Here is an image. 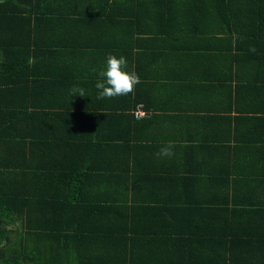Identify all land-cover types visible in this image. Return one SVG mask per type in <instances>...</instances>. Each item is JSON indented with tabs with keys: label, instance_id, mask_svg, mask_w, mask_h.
Returning a JSON list of instances; mask_svg holds the SVG:
<instances>
[{
	"label": "crops",
	"instance_id": "1",
	"mask_svg": "<svg viewBox=\"0 0 264 264\" xmlns=\"http://www.w3.org/2000/svg\"><path fill=\"white\" fill-rule=\"evenodd\" d=\"M104 1H100V6L104 5ZM99 9V6H94V10L85 13L92 14ZM79 12L73 18L70 15L73 31L83 35L88 43L100 45L103 51L98 49L99 53L85 55L86 48L82 47L81 52L66 55L57 45V52L46 55L43 51L50 49L39 50L42 53L40 62L36 59L31 62V66L38 71L52 70L50 90L68 94L64 95L62 106L79 105L72 110L75 116L72 115L71 131L61 135L75 142L74 146L69 148L56 142L63 148L60 149L62 153L56 154L58 158L49 155L43 159V165H54L59 172L63 171L59 168L61 163L69 169L59 188L63 191L62 200L67 202L71 198L79 203L82 199L84 204L92 201V207L106 210L93 223V228L107 225L105 231L118 232L121 225L125 226L128 246L133 247L134 252L136 248L144 247L149 254L158 253L170 262L175 259L179 247H189L188 243L195 241L194 246H199L201 251L193 257L192 264L197 257L200 260L198 264H246L245 259L248 255L254 257V251L247 246L241 248L239 244L242 242H237L244 240L246 230L243 236L242 229L233 232V218L239 221L240 226L242 224L241 214L233 211L239 210L242 193L240 190L234 193L232 189L235 186L227 194L221 191L222 182L226 177L230 178L228 165L206 164L203 170L198 166L206 161V156L209 158L203 152L207 151V141H204L206 135L210 136V145L216 138L215 132L226 127L228 131H234L237 144L227 152L224 150L225 154L222 155L230 157L229 162L232 165L235 163L238 172H243L245 166V161L238 159H256L257 163L253 162L264 178V54L261 52L264 50V26L259 16L249 13L240 16L242 28L239 31L242 36L238 47L235 40L234 47L230 49V38H235L232 27L224 28L226 31L221 33L216 26H203L195 36L187 37L182 45L177 35L173 44L167 47V56H157L154 50L166 47L169 38L177 30L166 32V35L154 31L153 35L159 45L152 46L150 31L140 33L132 27L131 35L127 36L118 20L112 17L91 21L92 27L88 28V23L81 21ZM45 24L40 28L37 39L42 44H46L50 37L59 43L61 35H66L63 23L53 24L51 28L44 27ZM254 35L261 40L253 38ZM71 39L74 40V37ZM251 47L260 48V51L252 55L249 51ZM125 49L128 52L124 56L128 62L126 70L135 71L141 81L148 80L137 86L138 91L146 93L145 98L156 93L155 109L151 108L147 113L144 107L146 116L140 119H136L133 114L136 108L126 113L110 107H95L93 101L96 79L99 71L105 69L108 55H117L119 58L120 52ZM236 58L239 59L238 66L241 69L253 71V76L248 77L250 81L244 80L239 86L230 83L231 68L238 67L236 64L230 65ZM88 66L93 68L85 71ZM188 69L190 73L195 70L204 71L212 77V81L178 79L188 77ZM3 75L6 76L2 73L0 79H3ZM240 77L245 79L243 75ZM74 86L84 88L85 97L70 95L69 90ZM229 107H232L231 113L226 111ZM238 109L242 111L237 112ZM129 114L134 116L132 120ZM208 127H212L210 132L207 131ZM55 136L58 137L57 134ZM95 136H107L116 141L108 147L105 143H97ZM169 141L175 143V154L171 157H157L156 153ZM89 167L95 169L90 171ZM205 168L218 175L216 183L210 185L216 180L215 176L209 180L201 176ZM194 171L198 173L193 174ZM233 172L235 174V169ZM121 179L126 182H120ZM112 181L113 190H107ZM56 182L61 183V177L56 176ZM255 184L259 186L254 187L250 193L263 199L264 180ZM74 191L78 193L79 199L69 197L68 192ZM213 193L221 197L219 202L215 197L212 204L208 203V209L203 211L207 213L203 216L206 218L205 226L200 221L194 226L185 216L191 205L189 201H209ZM65 215L64 218L72 217L67 211L62 216ZM207 228L215 234H209ZM258 228H264V223ZM113 236H110V242Z\"/></svg>",
	"mask_w": 264,
	"mask_h": 264
},
{
	"label": "trees",
	"instance_id": "2",
	"mask_svg": "<svg viewBox=\"0 0 264 264\" xmlns=\"http://www.w3.org/2000/svg\"><path fill=\"white\" fill-rule=\"evenodd\" d=\"M100 1L0 0V75L2 73L6 75L0 79V264H192L193 257L201 251L199 246H194L195 241L189 242V247L177 248L175 259L170 262L165 261L164 256L158 253L149 254L144 247L136 248L134 252V248L128 246L125 226L121 225L118 232L105 231L107 225L93 228V223H96L97 218L106 210L92 207L90 203L92 201L84 204L81 199L77 203L79 198L75 191L68 193L69 197L73 196L77 201L71 198L67 199V202L62 200L63 191L59 188L62 178L68 174L69 169L61 163L62 166L59 168L63 171L59 172L54 165H43V159H47L49 155L58 158L56 154L63 151L60 150L63 148L58 144L59 142L69 148L74 146L75 142L61 135L71 131V120L74 115L72 110L79 105L62 106L61 101L64 100V95L68 94L50 90L49 85L53 80L52 70L38 71L31 66V62L33 59L40 62L42 53H39V50L50 49L43 51L46 55L57 52V45L66 55L77 54L81 52L82 47L86 48L85 55L99 53V50H102L100 45L88 43L83 35L73 31L71 16L73 18L79 11L81 21H86L88 28L92 27L91 21H103L102 18L112 17L118 20L123 33L127 36L131 35L132 27L140 33L150 31L152 46L159 45L158 39L153 35L154 31L166 35V32L177 30L178 32L171 33V39L169 38L166 47L161 46V49L154 50L157 56H167L169 53L167 47L173 44L177 35L180 39L179 44L182 45L187 37L195 36L198 29H202L203 26L205 28L216 26L215 28L221 33L226 31L224 28L232 27L235 38L233 36L230 38L231 49L235 45V40L238 47L242 36L239 31L242 28L240 16H247L248 13L257 14L262 27L264 26V0H105L102 6ZM94 6H99L100 9L86 15L85 11L94 10ZM59 23H63L66 33L64 36L61 35L59 43L52 37L47 43L45 41L46 44L37 41L39 30L44 24V27L51 28V25ZM72 36L74 40L71 39ZM252 37L261 40L255 35ZM252 48H249V51ZM259 49L257 48L255 52L251 51V54H256ZM261 52L264 54V50ZM127 53L125 49L124 52H120V56L126 57ZM231 62L230 66L233 64L238 66L239 59L236 58ZM90 68L93 66L86 67L85 71H90ZM95 71L97 72V69ZM187 71L188 77L178 79L212 81V77L204 71L195 70L191 73L189 69ZM230 73L232 74L230 83L238 86L244 83V80L249 82L248 77L253 76V71L241 69L240 65L236 69L232 67ZM241 75L245 79H241ZM96 80H99V77ZM156 83L155 85L158 84ZM137 86L134 93L111 99H98L99 90L94 87L95 107H110L126 113H130L139 104H143L146 110L155 109L156 93L153 92L145 98L146 93L138 91ZM228 109L226 111L231 113L232 107ZM241 111V109L237 110V112ZM129 115L132 116H128L132 120L134 116ZM229 119L233 121L232 118ZM215 125L214 130H216ZM208 128L207 131L210 132L212 127ZM56 134L58 137L55 136ZM215 135L216 138L213 139L214 135L212 136L214 141L210 145V136L206 135L204 141H207L205 143L207 151L203 152H206L209 158L206 156V161L200 163L198 167L203 170L206 164L228 165L227 173L230 178L226 177L222 182L221 191L227 194V191L235 186L232 189L234 193L239 190L242 193L239 210L233 209L241 214L242 227L239 221L233 218V232L235 229H242L243 236L246 230L247 235L244 240L237 241L242 242L239 244L241 248L247 246L254 251V257L248 255L245 259L246 264H264V228H258L264 223V198H256L250 193L254 187L259 186L255 183L264 178L261 177L262 174L254 163H257L256 159L251 160L246 157L238 159L245 161L243 172H238L235 163L232 165L231 161L229 162L230 157L225 158L222 155L237 144L233 130L228 131L223 127L222 130L215 132ZM95 137L97 143H105L108 147L116 141L107 136ZM89 168L90 171L95 169ZM197 173L193 172V174ZM201 173V176H205L208 180L214 176L215 180L218 176L206 168ZM56 176L61 177V183L56 182ZM217 180L212 181L210 185ZM119 181L126 182L123 179ZM113 183L112 181L110 187L106 189L113 190ZM215 197L218 203L221 197L217 193L211 194L209 201L201 203L189 201L191 205L188 207L186 218L194 226L199 221L205 226L206 218L203 216L207 213L203 211L208 209V203L212 204L211 201L215 200ZM66 211L72 215L71 219L64 218L66 215L62 216ZM244 215L245 219H243ZM206 231L215 234L208 228ZM112 234L114 236L110 242L109 238ZM105 241L107 243L103 244ZM196 259L194 264L200 261L198 257Z\"/></svg>",
	"mask_w": 264,
	"mask_h": 264
},
{
	"label": "clouds",
	"instance_id": "3",
	"mask_svg": "<svg viewBox=\"0 0 264 264\" xmlns=\"http://www.w3.org/2000/svg\"><path fill=\"white\" fill-rule=\"evenodd\" d=\"M255 52L253 47L250 49ZM128 62L124 56L119 58L113 54H109L106 59L104 70L99 71L98 75L101 79L97 80L95 87L99 90L98 99H111L118 96H127L134 93L136 86L141 83L139 75L135 71H127ZM95 71V69H94ZM70 95L73 97H85V90L80 87H72ZM175 143L169 141L156 153L157 157H171L175 153L173 148Z\"/></svg>",
	"mask_w": 264,
	"mask_h": 264
},
{
	"label": "rangeland",
	"instance_id": "4",
	"mask_svg": "<svg viewBox=\"0 0 264 264\" xmlns=\"http://www.w3.org/2000/svg\"><path fill=\"white\" fill-rule=\"evenodd\" d=\"M135 108H136V110H135V112H133L135 118H136V119L144 118V117H140V118H138V117L136 116V112H137L139 109H142V110L145 111V109H144V105H143V104H139V105H137ZM146 112H147V110H146Z\"/></svg>",
	"mask_w": 264,
	"mask_h": 264
},
{
	"label": "built area",
	"instance_id": "5",
	"mask_svg": "<svg viewBox=\"0 0 264 264\" xmlns=\"http://www.w3.org/2000/svg\"><path fill=\"white\" fill-rule=\"evenodd\" d=\"M148 113V112H147ZM136 116L138 117V118H140V117H145L146 116V112L144 111V110H142V109H139L137 112H136Z\"/></svg>",
	"mask_w": 264,
	"mask_h": 264
}]
</instances>
